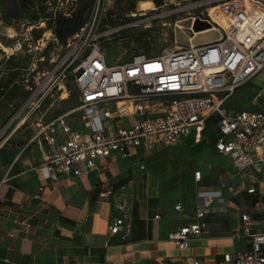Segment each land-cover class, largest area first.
<instances>
[{"label":"built area","instance_id":"1","mask_svg":"<svg viewBox=\"0 0 264 264\" xmlns=\"http://www.w3.org/2000/svg\"><path fill=\"white\" fill-rule=\"evenodd\" d=\"M150 10L138 12L137 19L173 18L175 26L185 29L187 42L165 46L155 54H134L127 60L109 63L102 41L134 25L131 20L136 19L137 12H129L130 21H113L93 7L78 28L65 34L64 50L52 65L25 85L29 93L0 130V140L15 118L24 114L14 130L37 110L32 122L34 131L24 146L37 149V166L55 181L59 175L86 174L109 157H146L191 130L197 139L206 120L216 117L219 134L215 150L229 157L228 176H236L238 188L256 197L259 210L257 218L240 212L241 232L249 245L224 253L223 262L264 264V108L232 110L225 105L239 85L264 70V0H160ZM182 20L189 23L181 24ZM197 20L206 25L195 28ZM207 30L216 35L194 40ZM22 46L16 40L9 54ZM68 75L83 109L79 127L71 123L70 111L46 117V110L38 109L47 94L57 89L66 91L64 78ZM121 117L132 120L128 124L113 123V118ZM8 137L1 140L0 147ZM202 177L200 169L193 171L196 201L192 216L167 233V239L179 248L203 233L207 216L224 201L221 190L206 187ZM219 180L220 186L233 190L226 178ZM110 193V186L104 187L99 196ZM116 197L120 213L108 228L111 233L125 236L131 226L129 205ZM180 207V203L174 205L177 210ZM181 264L207 263L193 259Z\"/></svg>","mask_w":264,"mask_h":264},{"label":"crops","instance_id":"2","mask_svg":"<svg viewBox=\"0 0 264 264\" xmlns=\"http://www.w3.org/2000/svg\"><path fill=\"white\" fill-rule=\"evenodd\" d=\"M234 92L245 95L234 106H229L228 97L225 105L229 109L264 108V70ZM121 118L122 124L132 120ZM205 126H209L207 120L203 129ZM209 128L217 130L212 147L222 165L208 170L193 168L187 177L192 191L184 184L183 195L172 205L157 181L146 173L149 158L167 145L157 147L143 158L109 157L86 174L59 175L54 181L37 166L38 151L34 146L7 143L0 148V264H181L193 259L207 264H230L223 262V254L249 245L241 232L240 212L257 218L259 210L256 197L238 188L236 176H228L229 157L215 150L219 134L216 117L214 127ZM200 135L196 139L191 130L173 144L189 141L193 146ZM192 149L194 155L200 156L199 146ZM200 158L199 165L203 161ZM195 169L202 171L206 187L221 190L224 201L207 216L203 233L179 248L167 239V233L193 214ZM220 177L233 186L232 191L220 186ZM108 186L111 193L100 197L99 192ZM116 196L129 205L131 226L125 236L111 233L108 228L109 222L120 213ZM184 201L189 213L186 219L180 217L185 211ZM177 203L181 204L178 210L174 208Z\"/></svg>","mask_w":264,"mask_h":264},{"label":"rangeland","instance_id":"3","mask_svg":"<svg viewBox=\"0 0 264 264\" xmlns=\"http://www.w3.org/2000/svg\"><path fill=\"white\" fill-rule=\"evenodd\" d=\"M143 2L149 3L148 8L140 7ZM158 2L160 0H0V130L28 95L29 90L25 85L37 74L40 75L43 69L49 68L64 50L62 38L53 31V18L56 15L69 16L84 7L86 19L91 14V9L97 6L108 20L130 21L129 12H137L136 19L131 20L134 25L126 27L110 40L101 43L107 61L117 63L129 59L134 54L151 55L165 46L187 42L185 29L175 26L173 18H155L151 21L137 19L140 18L138 12L149 13ZM180 23L188 24L189 21L182 20ZM205 25L204 21L195 22V28ZM215 35V31L207 30L197 34L194 40L208 39ZM16 40H20L23 46L9 54ZM64 80L66 91L57 89L52 95L47 94L38 109L46 110L47 117L70 111V121L74 126H79L82 124L83 109L79 107L77 88L70 75ZM244 95L231 93L227 103L229 106L237 105ZM35 104L36 102L32 106ZM36 111L15 130L14 125L24 114L14 119L2 135V139L9 137L0 148L7 143L12 146L22 145L31 136ZM214 122L213 116L207 119L210 127H214ZM113 123L122 124L124 118H113ZM209 126L204 127L199 140L193 146L189 145V141L170 144L160 148L148 160L146 173L157 181L162 192L171 200L170 205L183 195L184 184L192 191V184L187 177L193 168L199 166L208 170L222 165L212 147L217 130H211ZM194 146L201 148L200 156L193 154ZM199 157L203 159L200 165L197 163ZM183 204L185 211L180 213V217L186 219L189 216V213H186L187 202L184 201Z\"/></svg>","mask_w":264,"mask_h":264},{"label":"trees","instance_id":"4","mask_svg":"<svg viewBox=\"0 0 264 264\" xmlns=\"http://www.w3.org/2000/svg\"><path fill=\"white\" fill-rule=\"evenodd\" d=\"M84 7L79 8L75 13L65 16V15H56L54 19L53 31L56 35L63 39V36L66 33L73 32L78 28L83 21L85 20L84 16ZM38 37V36H36Z\"/></svg>","mask_w":264,"mask_h":264},{"label":"bare ground","instance_id":"5","mask_svg":"<svg viewBox=\"0 0 264 264\" xmlns=\"http://www.w3.org/2000/svg\"><path fill=\"white\" fill-rule=\"evenodd\" d=\"M148 6H149V3L148 2H143V3H141V8L142 9H145V8H148Z\"/></svg>","mask_w":264,"mask_h":264}]
</instances>
